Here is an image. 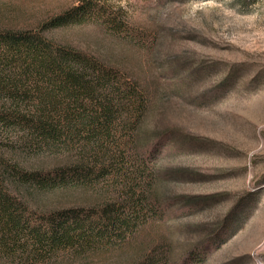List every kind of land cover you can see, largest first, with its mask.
<instances>
[{
    "label": "rangeland",
    "instance_id": "374dc122",
    "mask_svg": "<svg viewBox=\"0 0 264 264\" xmlns=\"http://www.w3.org/2000/svg\"><path fill=\"white\" fill-rule=\"evenodd\" d=\"M99 1L123 12L126 34L110 35L102 23L54 33L132 76L145 101L138 142L164 130L169 148L148 169L132 173L128 163L111 175L105 196L129 210L139 185L151 198L204 200L179 215L182 201L165 215L158 214L163 204L150 202L113 245L62 251L36 264H140L168 253L180 264L183 250L211 228L218 235L201 264H264V0ZM76 3L0 0V23L34 25ZM89 197L68 193L74 202ZM39 201L45 204H31L32 212L65 205L49 204L55 199L48 196Z\"/></svg>",
    "mask_w": 264,
    "mask_h": 264
},
{
    "label": "trees",
    "instance_id": "16d2710c",
    "mask_svg": "<svg viewBox=\"0 0 264 264\" xmlns=\"http://www.w3.org/2000/svg\"><path fill=\"white\" fill-rule=\"evenodd\" d=\"M88 23H102L114 36L128 30L123 12L99 0H77L30 26L0 23V264H36L62 251L102 249L131 233L150 202L154 208L163 204L158 214L165 215L182 201L174 212L179 215L204 200L151 198L139 185L131 212L119 206L128 203L105 196L109 177L126 164L135 173L166 156L168 134L159 131L140 145L145 101L139 83L54 33ZM72 191L90 197L74 202L68 198ZM41 196L65 205L32 212L31 204H45ZM217 235L211 228L187 246L180 264L205 259ZM170 257L140 264H172Z\"/></svg>",
    "mask_w": 264,
    "mask_h": 264
}]
</instances>
